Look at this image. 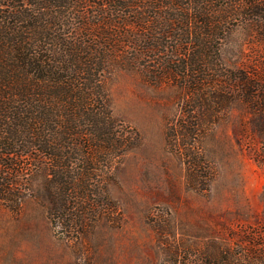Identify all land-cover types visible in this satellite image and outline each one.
<instances>
[{"label":"trees","instance_id":"16d2710c","mask_svg":"<svg viewBox=\"0 0 264 264\" xmlns=\"http://www.w3.org/2000/svg\"><path fill=\"white\" fill-rule=\"evenodd\" d=\"M236 16L264 42V0H0V201L15 212L39 192L53 228L76 239L102 211H115L108 185L138 136L112 113V50L86 39L94 32L113 49L122 42L117 30L139 29L137 40L149 42V58L167 61L157 66L171 79L222 82L207 98L190 94L182 103L169 143L198 145L203 123L233 103L252 110V137L262 139L264 80L207 61L217 56L222 24ZM261 249L264 264V242Z\"/></svg>","mask_w":264,"mask_h":264},{"label":"rangeland","instance_id":"374dc122","mask_svg":"<svg viewBox=\"0 0 264 264\" xmlns=\"http://www.w3.org/2000/svg\"><path fill=\"white\" fill-rule=\"evenodd\" d=\"M135 31L117 30L122 42L113 49L97 32L86 38L112 50L105 59L112 113L138 136L108 185L115 211H102L92 232L76 239L53 228L39 192L15 212L0 201V264H263L264 136L252 137L259 121L233 103L203 123L198 145L189 138L169 143L182 103L190 94L207 98L222 82L194 87L171 79L157 66L167 61L149 58V42ZM219 37L217 56L207 61L257 71L264 80L260 31L236 16Z\"/></svg>","mask_w":264,"mask_h":264}]
</instances>
